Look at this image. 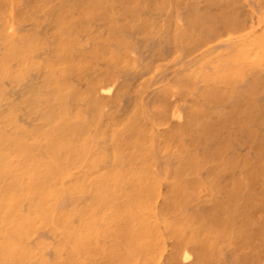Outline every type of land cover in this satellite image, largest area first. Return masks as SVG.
I'll return each mask as SVG.
<instances>
[{
	"label": "bare ground",
	"instance_id": "6f19581e",
	"mask_svg": "<svg viewBox=\"0 0 264 264\" xmlns=\"http://www.w3.org/2000/svg\"><path fill=\"white\" fill-rule=\"evenodd\" d=\"M0 264H264V0H0Z\"/></svg>",
	"mask_w": 264,
	"mask_h": 264
},
{
	"label": "rangeland",
	"instance_id": "374dc122",
	"mask_svg": "<svg viewBox=\"0 0 264 264\" xmlns=\"http://www.w3.org/2000/svg\"><path fill=\"white\" fill-rule=\"evenodd\" d=\"M194 55H190L189 57H193ZM196 57V58H195ZM205 55H201V56H194V59L191 61L192 64H188L189 67L191 66H198L200 65L201 61H203V59H205ZM198 58V59H197ZM197 59V60H196ZM207 104V105H206ZM214 100H211V99H205V100H202V103L200 105V111H199V114H198V119L196 121V123H199L201 122V125H200V131L201 132H204L205 135L208 133H210V130H211V122H210V119L213 118L214 116ZM212 107V108H210ZM212 110V111H211ZM207 137V135H206ZM205 142V139H202V137L199 138V142ZM192 153H195V155L197 156L198 153H199V150L197 149V146H193L192 147ZM186 188L184 186H182V188L180 189V194H183L186 190Z\"/></svg>",
	"mask_w": 264,
	"mask_h": 264
}]
</instances>
